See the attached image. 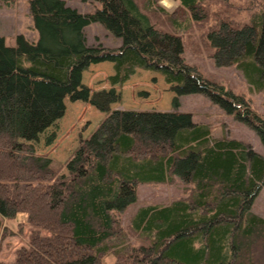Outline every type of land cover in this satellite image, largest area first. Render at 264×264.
Instances as JSON below:
<instances>
[{
    "label": "trees",
    "instance_id": "trees-1",
    "mask_svg": "<svg viewBox=\"0 0 264 264\" xmlns=\"http://www.w3.org/2000/svg\"><path fill=\"white\" fill-rule=\"evenodd\" d=\"M94 1L100 7L84 13L66 0H29L38 40L19 34L10 46L0 36V249L32 228L15 260L0 264H264V217L252 209L264 186V155L243 140L212 136L178 109L180 96L204 94L249 124L264 145V116L251 99L183 56L184 34L205 31L215 3L228 0H174L172 11L160 0ZM247 2L251 10L234 3L235 15L217 12L204 40L217 66H236L251 90L264 92V0ZM244 12L249 20H232ZM94 22L122 44L88 45L85 29ZM104 61L113 63L112 87L92 90L83 74ZM138 69L164 76L175 109L112 108L123 99L115 86ZM66 98L105 116L62 164L37 154L34 142L65 116ZM177 177L191 187L189 197L142 208L130 226L141 242L114 247L139 187ZM23 213L19 232L6 226Z\"/></svg>",
    "mask_w": 264,
    "mask_h": 264
},
{
    "label": "rangeland",
    "instance_id": "rangeland-1",
    "mask_svg": "<svg viewBox=\"0 0 264 264\" xmlns=\"http://www.w3.org/2000/svg\"><path fill=\"white\" fill-rule=\"evenodd\" d=\"M227 1V0H226ZM229 1V2H228ZM215 3L211 26L216 23L215 15L217 12L223 15L234 14L239 11L238 3L242 9L249 7L248 0H228ZM67 4L77 8L80 12H94L100 4L94 0H66ZM165 8L172 11L177 7V3L172 0H160ZM260 3L255 2L254 7ZM222 7L224 9H222ZM231 8V9H230ZM221 9V10H220ZM247 10H251L248 8ZM235 15V14H234ZM237 16V18H236ZM232 20H249L250 13H238ZM215 19V20H214ZM200 27L184 34L185 51L183 56L186 61L195 64L204 73V76L224 84L235 93H243L251 99L253 108L264 116V92L251 90L250 84L244 77L241 70L236 66L219 67L212 58L213 50L204 40L207 33ZM87 43L90 46L102 44L108 48H118L122 44V39L110 33L102 24L94 22L85 29ZM23 34L30 41H37L38 32L34 28L33 18L30 12L29 0H15L13 3L6 4L0 1V36L5 37L10 46L16 45L17 35ZM114 74L113 63L104 61L92 64L83 74V83L87 84L92 90L109 89L112 87L108 78ZM122 92L121 102L114 103L113 109H159L173 110L174 98L176 94L171 90V85L167 83L164 76L155 71L138 69L136 74L123 85L115 86ZM181 111L193 113L195 123L205 124L211 128L212 136H228L237 138L249 143L257 152L264 155V145L257 132L247 123L240 121L235 116L227 114L220 106L204 94H188L179 97ZM67 111L55 126L50 127L41 135L39 142H34L37 154L53 157L60 163L65 164L79 146L81 136L87 137L95 127L103 120L105 114L97 110L93 105L83 101L65 100ZM56 132L57 136L53 144H46V137L51 132ZM66 172V168H63ZM191 187L177 177L173 183L166 184H143L138 189V200L130 205L126 212L121 215V223L124 226L125 235L113 241L114 247L122 248L127 244H137L141 239L130 229L133 219L139 211L147 206L167 205L174 200L188 196ZM253 211L264 217V186L256 198ZM27 215H20L15 221H6V226L13 231L19 232L17 224L24 220ZM31 227L23 229L22 234L11 236L2 242L0 249V259L8 263L15 260V252L18 248L28 245ZM44 232V231H43ZM45 233V232H44ZM116 259L114 255L106 258V263H111Z\"/></svg>",
    "mask_w": 264,
    "mask_h": 264
},
{
    "label": "crops",
    "instance_id": "crops-1",
    "mask_svg": "<svg viewBox=\"0 0 264 264\" xmlns=\"http://www.w3.org/2000/svg\"><path fill=\"white\" fill-rule=\"evenodd\" d=\"M172 2H175L174 0H172ZM176 3V2H175Z\"/></svg>",
    "mask_w": 264,
    "mask_h": 264
},
{
    "label": "clouds",
    "instance_id": "clouds-1",
    "mask_svg": "<svg viewBox=\"0 0 264 264\" xmlns=\"http://www.w3.org/2000/svg\"><path fill=\"white\" fill-rule=\"evenodd\" d=\"M165 2H167V0H165Z\"/></svg>",
    "mask_w": 264,
    "mask_h": 264
}]
</instances>
